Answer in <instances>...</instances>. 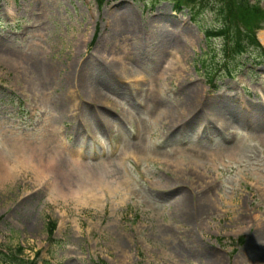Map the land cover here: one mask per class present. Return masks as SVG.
Listing matches in <instances>:
<instances>
[{"label":"rangeland","instance_id":"rangeland-1","mask_svg":"<svg viewBox=\"0 0 264 264\" xmlns=\"http://www.w3.org/2000/svg\"><path fill=\"white\" fill-rule=\"evenodd\" d=\"M181 4L0 0V249L264 264V59L225 55L246 42L232 0Z\"/></svg>","mask_w":264,"mask_h":264},{"label":"trees","instance_id":"trees-1","mask_svg":"<svg viewBox=\"0 0 264 264\" xmlns=\"http://www.w3.org/2000/svg\"><path fill=\"white\" fill-rule=\"evenodd\" d=\"M173 3H182L183 0H172ZM233 1V5L235 7V14L241 19L243 23L244 33L246 42H242V39H237L234 42L230 43L224 49L225 55L227 54H237L240 55L248 50V46H253V50L245 55L251 59L253 63L259 62L260 60L264 59V50L259 45L257 40L255 39V30L259 28H264V8L259 6L258 0H238L235 2ZM229 9V7H228ZM209 31L206 34L209 35ZM214 34L218 35L219 31H213ZM207 35V36H208ZM220 35V34H219ZM228 35V33H227ZM210 73V72H208ZM208 76V75H207ZM53 228V223H51L50 230ZM19 250V249H18ZM0 258H6L8 261L7 264H35L34 259H30L27 261L16 259L15 255L10 254L9 252H1L0 251ZM14 258L16 261H13Z\"/></svg>","mask_w":264,"mask_h":264},{"label":"bare ground","instance_id":"bare-ground-1","mask_svg":"<svg viewBox=\"0 0 264 264\" xmlns=\"http://www.w3.org/2000/svg\"><path fill=\"white\" fill-rule=\"evenodd\" d=\"M131 11V10H130ZM116 15V14H115ZM129 17V16H128ZM118 18V17H117ZM131 18V17H130ZM133 21V20H132ZM121 22V21H120ZM131 22V20H130ZM129 23V22H128ZM136 24V23H135ZM129 25V24H127ZM126 25V27H127ZM133 27V26H132ZM134 28V27H133ZM132 29V28H131ZM136 30V27H135ZM130 33V32H129ZM133 33V32H132ZM131 34V33H130ZM133 35V34H132ZM162 39V38H161ZM165 39V38H164ZM259 39L261 40V42L264 44V30L260 31L259 33ZM123 69V68H122ZM125 71V70H123ZM15 142H12V148L15 149L16 152H20L21 151H25L27 153V155H29V158L31 159L30 161L33 162V164L37 161V163H39L41 166L43 167V169L47 170V171H53L55 168V163L54 158L50 155L49 158L44 159V155L43 153H41L37 148H32L29 146V142L24 141L23 138H15L14 139ZM19 153V155H20ZM18 155V156H19ZM52 157V158H51ZM34 160V161H33ZM29 162V161H28ZM38 168V167H37ZM9 172H12V165L8 164L7 161L3 160L2 158H0V174L5 175V177H7L9 174Z\"/></svg>","mask_w":264,"mask_h":264}]
</instances>
